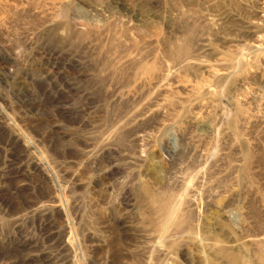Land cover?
Instances as JSON below:
<instances>
[{"label":"rangeland","instance_id":"rangeland-1","mask_svg":"<svg viewBox=\"0 0 264 264\" xmlns=\"http://www.w3.org/2000/svg\"><path fill=\"white\" fill-rule=\"evenodd\" d=\"M263 37L264 0H0V264H264Z\"/></svg>","mask_w":264,"mask_h":264},{"label":"bare ground","instance_id":"bare-ground-1","mask_svg":"<svg viewBox=\"0 0 264 264\" xmlns=\"http://www.w3.org/2000/svg\"><path fill=\"white\" fill-rule=\"evenodd\" d=\"M252 26V25H251ZM263 31V30H262ZM254 36H256V35H254ZM259 37H261V36H259ZM262 38V37H261ZM260 38V39H261ZM258 39V38H257ZM260 39H258V40H256V41H254L255 43H254V48L256 49V48H259L260 47V45H261V40ZM263 40H264V37H263ZM263 42V41H262ZM252 46V45H251ZM251 46H250V48H251ZM261 48V47H260ZM257 50V49H256ZM261 52V51H260ZM259 52V53H260Z\"/></svg>","mask_w":264,"mask_h":264}]
</instances>
